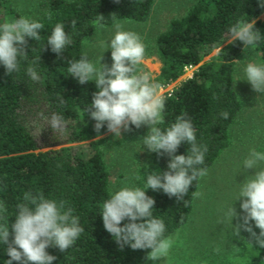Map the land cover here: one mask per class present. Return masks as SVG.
<instances>
[{"label":"trees","instance_id":"trees-1","mask_svg":"<svg viewBox=\"0 0 264 264\" xmlns=\"http://www.w3.org/2000/svg\"><path fill=\"white\" fill-rule=\"evenodd\" d=\"M152 3L153 0H45L39 16L33 18L44 24L41 39L26 37L28 56L20 58V70L6 75L0 64V203L6 207V212L0 214V223L11 225L18 211L16 206L24 202L26 192L39 191L45 198L66 202L65 208L74 210L84 231L64 252L56 247L47 249L56 256L52 264H143L150 251L132 250L127 245L121 250L103 227L100 214L111 190L102 151L105 139L100 136L108 130L105 124L97 133L95 121L86 112L96 90L94 81L79 84L68 68L70 62L85 54L83 40L97 26L120 20L143 21ZM258 13L259 0H194L182 15L170 19L155 38L161 67L153 82L165 86L179 79L188 67H194L191 76L162 95L164 123L158 126L165 129L181 115L191 120L198 144L208 149L204 164L198 167L208 170L228 147V127L240 108L232 71L243 44L238 40L233 43L229 32L236 21L255 20L261 39L252 47L264 64V20L257 18ZM98 15L104 17L100 24L96 23ZM20 16L9 0H0V24ZM58 22L72 37V43L59 56L47 45ZM38 56L36 71L41 79L33 81L26 69ZM225 111L227 119L221 115ZM54 113L62 117L64 132H53L49 127ZM130 127L129 132L122 130L123 138L138 139L141 128ZM54 143L65 145L39 149ZM189 148L187 143H181L176 154L186 155ZM168 161L166 154L158 156L152 152L138 169V186L144 188L153 171H165ZM199 179L193 181L180 201L160 190L146 191L155 199L152 212L163 219L165 236L186 222ZM126 222L127 219L121 226ZM9 231L11 243L12 230ZM259 231L255 230L257 234ZM250 243L252 253L240 264H264V248L255 241ZM6 247L0 242V264L9 259Z\"/></svg>","mask_w":264,"mask_h":264},{"label":"clouds","instance_id":"clouds-1","mask_svg":"<svg viewBox=\"0 0 264 264\" xmlns=\"http://www.w3.org/2000/svg\"><path fill=\"white\" fill-rule=\"evenodd\" d=\"M103 19L102 15H98L96 23L100 24ZM75 24L73 20V28ZM43 28L42 22L26 16L0 24V64L4 66L6 75L20 70V58L26 59L28 56L26 37L40 40V30ZM114 28L115 34L105 47V50L111 49V67L101 63L103 55L98 62H93L85 53L79 60L70 62L68 72L79 84L95 83L91 107L86 112L95 121L94 130L97 133L106 124L109 132L121 137L122 130H132L130 125L136 129L146 125L149 130L142 138L143 145L158 156L166 154L169 157L167 169L149 174L144 188L125 186L110 192L100 214L104 229L121 250L125 245L132 250L150 249L146 259L157 261L168 255L173 241L164 235L163 219L153 215L155 199L148 196L146 191L160 190L180 201L193 181L207 175V168L198 166L204 164L208 149L206 145L198 144L193 124L184 115L178 116L165 129L158 126L164 123L165 98L158 94L160 84L153 82L147 72L138 70L144 61L146 46L139 34L124 30L120 23L117 22ZM229 32L233 43L237 40L242 42L244 49L254 46L261 39L255 20H238L229 28ZM71 43L72 37L65 31V25L56 23L47 39L51 51L59 56ZM37 62L39 56L26 69L33 81L41 79L36 71ZM245 74L252 89L264 93V65L249 62ZM221 115L224 119L228 118L226 111ZM49 127L53 132L65 131L62 117L55 113L49 120ZM181 143L190 145L186 155L176 154ZM261 163H264V152L250 150L243 161V170L255 171L243 180L235 199L241 201L240 209L244 214L241 216L232 204L228 215L230 222L234 217L239 220L235 225L231 223L236 235L243 230L249 233L250 241L264 248V168L259 167ZM193 195L199 196L200 193L194 192ZM23 201L16 206L18 211L10 226L6 222L0 223V242L7 245L6 254L9 257L6 264H13V261L17 264H52L56 256L49 254L47 249L56 247L61 252L67 250L84 231L79 217L73 215L71 207L65 208L66 202L45 198L39 191L36 194L26 192ZM4 212L6 207L0 203V214ZM126 219L128 222L121 226ZM251 222L260 230L259 234L253 230ZM9 229L12 230L11 243Z\"/></svg>","mask_w":264,"mask_h":264},{"label":"rangeland","instance_id":"rangeland-1","mask_svg":"<svg viewBox=\"0 0 264 264\" xmlns=\"http://www.w3.org/2000/svg\"><path fill=\"white\" fill-rule=\"evenodd\" d=\"M45 0H9L12 9L31 19L39 16ZM194 0H153L150 11L143 21L120 20L124 30L139 34L146 46L144 61L138 66L139 71L147 72L154 78L160 71L161 62L155 52V38L162 32L168 21L178 17ZM264 0H259L257 18L264 20ZM97 26L93 33L83 40V50L89 60L111 67V49L105 50L106 42L115 34L114 25ZM239 60V61H237ZM260 62L258 53L252 46L243 48L234 59L232 79L239 97L240 108L228 127L229 145L215 159L207 170V175L199 179L198 191L186 222L173 230L168 236L173 241L167 256L157 261L145 259L143 264H240L250 257L252 246L249 233L241 230L236 235L233 225L239 222L233 218L230 222L228 210L232 206L242 216L239 195L240 185L253 169L243 170V161L250 150L264 152V93L255 92L246 81L247 63ZM97 67L99 64L97 63ZM192 68L176 81L160 86L158 94L170 91L178 82L191 76ZM240 79V81H237ZM148 126L141 127L138 139L130 141L106 132L100 136L103 158L109 173V188L115 192L125 186H138V169L147 162L151 153L142 138L148 133ZM63 144L42 146L39 149L55 148ZM82 146V145H79ZM83 148V147H81ZM264 168V163L259 165ZM232 223V224H231ZM253 230H258L251 222Z\"/></svg>","mask_w":264,"mask_h":264},{"label":"built area","instance_id":"built-area-1","mask_svg":"<svg viewBox=\"0 0 264 264\" xmlns=\"http://www.w3.org/2000/svg\"><path fill=\"white\" fill-rule=\"evenodd\" d=\"M188 68H192V66H190V67H188ZM188 68H187V69H188ZM193 68H194V67H193ZM187 69H186V70H187ZM168 92H169V91H168Z\"/></svg>","mask_w":264,"mask_h":264}]
</instances>
